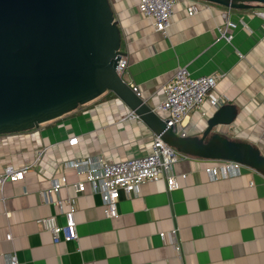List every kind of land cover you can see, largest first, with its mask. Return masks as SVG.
Masks as SVG:
<instances>
[{"label": "crops", "instance_id": "crops-1", "mask_svg": "<svg viewBox=\"0 0 264 264\" xmlns=\"http://www.w3.org/2000/svg\"><path fill=\"white\" fill-rule=\"evenodd\" d=\"M110 2L128 58L123 77L144 100L156 108L180 67L193 76L215 74L214 95L236 108L234 121L218 131L264 153V15L258 14L264 7L199 1V12L190 15L193 0H176L171 25L161 32L142 14L139 0ZM216 108L204 100L176 130L201 134ZM132 112L106 92L37 128L0 135V174L6 166H28L23 179L0 187V264L12 256L18 264H264V174L251 167L213 177L205 171L210 160L181 158L174 165L178 188L168 190L157 180L144 182L136 194L122 191L114 217L105 215L90 184L84 193L76 190L81 176L65 167L69 160L115 162L151 153L156 134ZM73 137L78 141L72 144ZM62 175L66 184L51 193L63 201L61 212L44 192ZM70 199L78 237L55 242L39 219L55 216L65 224Z\"/></svg>", "mask_w": 264, "mask_h": 264}, {"label": "water", "instance_id": "water-1", "mask_svg": "<svg viewBox=\"0 0 264 264\" xmlns=\"http://www.w3.org/2000/svg\"><path fill=\"white\" fill-rule=\"evenodd\" d=\"M228 9L264 0H201ZM121 28L110 0H0V135L29 131L112 92L161 139L208 160H233L264 174V153L223 136L236 108L223 104L199 135H181L117 70Z\"/></svg>", "mask_w": 264, "mask_h": 264}, {"label": "built area", "instance_id": "built-area-1", "mask_svg": "<svg viewBox=\"0 0 264 264\" xmlns=\"http://www.w3.org/2000/svg\"><path fill=\"white\" fill-rule=\"evenodd\" d=\"M199 1L201 0H193L189 5L188 13L190 15L199 12L201 8ZM175 4L176 0H139V8L142 14L150 18L155 29L161 32H166L170 27ZM258 14L264 15V12L259 11ZM231 38L232 36L228 37L229 40ZM127 66L128 58L123 53L118 61V72L123 74ZM217 82L218 76L215 74L193 76L186 67H180L174 76L164 84V99L155 109L167 112L168 115L164 118L167 125L176 129L177 125L183 123L187 114L201 107L204 100L209 99L210 103L217 108L225 104L224 98L215 96L213 93ZM131 86L140 95L138 87L133 84ZM129 116L137 115L132 112ZM180 134L184 136L186 132L182 131ZM77 141L78 138L73 137L70 143L73 144ZM151 149V153L145 156L126 158L115 162H109L102 157L73 159L66 162L65 167L75 170L81 176L74 183L76 190L84 193L87 184H90L93 190L102 197L105 215L114 217L118 215V201L122 191L127 194H136L140 191L141 184L157 180H164L168 190L179 187L174 165L181 158L192 156L178 151L164 142L158 135L154 136ZM210 161L211 163L205 167V171L213 177L238 175L245 167V165L233 160ZM27 171L28 166L22 168L6 166L0 174V187L7 180L23 179ZM185 175L183 174V176ZM66 182V176L54 178L52 187L44 192L46 200L57 204L61 212L64 210L63 201L60 199L54 201L51 198V193H57ZM69 203V210L64 212L65 224H58L55 216H45L39 219L44 228L51 231L55 242L75 240L78 237L75 220L76 205L72 199L69 200ZM161 235L164 236V233ZM6 238L11 239V234H7ZM8 264H18L15 256L10 258Z\"/></svg>", "mask_w": 264, "mask_h": 264}, {"label": "trees", "instance_id": "trees-1", "mask_svg": "<svg viewBox=\"0 0 264 264\" xmlns=\"http://www.w3.org/2000/svg\"><path fill=\"white\" fill-rule=\"evenodd\" d=\"M214 4V3H213ZM220 6V5H219Z\"/></svg>", "mask_w": 264, "mask_h": 264}]
</instances>
